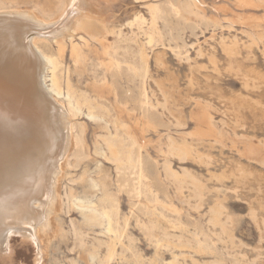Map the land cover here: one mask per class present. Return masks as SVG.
<instances>
[{
  "label": "rangeland",
  "instance_id": "rangeland-1",
  "mask_svg": "<svg viewBox=\"0 0 264 264\" xmlns=\"http://www.w3.org/2000/svg\"><path fill=\"white\" fill-rule=\"evenodd\" d=\"M31 1L34 0L16 2ZM45 1L42 2L48 5ZM74 1L68 0L65 7L70 15H67L68 23L65 20L60 25L62 35L79 33L70 27L77 18L87 17L99 26L106 22L117 32L123 31L125 37L137 35L139 42L147 41L133 21L138 13L148 17L145 3L154 0H80L82 4ZM197 5L204 10L203 14L217 20L214 23L217 26L211 23L207 29L201 17L194 18L198 25L196 32L191 34L187 29L183 33L188 43L186 55L177 56L170 49L163 50L160 44L154 50L148 49L150 78L146 90L158 107L164 126L155 129L141 120L138 113H122L115 108L117 101L108 83L110 73L101 64V59L106 58L102 44L85 33L93 43L89 48L84 47L85 61L76 66L71 44H67L59 72L63 87L69 81L74 90L85 93L114 119L125 115L137 139L147 140L150 155L159 162L167 191L157 193L148 184L143 194L129 197L118 190L115 165L99 153L98 139L102 140L100 137L106 131L81 115L76 126L85 137L87 151L70 157L71 164L57 188L87 196L84 199L88 201L98 194L90 177L102 175L103 189L118 207L120 239L113 231H101V226L89 219L92 213L77 208L73 201L61 210L54 206L57 212L52 213L56 202H50L54 195L50 192L48 198L36 202L40 208L34 219L52 237L54 228L61 227L48 254L44 251L43 256L40 249L43 243L40 240L48 235L31 236L29 230L14 231L9 237V248L5 251L0 247V264H264V164L254 153L259 147L264 152V0H198ZM23 12L27 13L26 19L31 16L35 19ZM241 13L245 14V20ZM64 14L57 21L64 20ZM234 38L238 40V51L231 47ZM168 39L165 30L167 43ZM45 48L57 53L56 46ZM155 53L161 56L157 58ZM207 113L208 119L211 114L218 122V128L210 125ZM169 137L176 147L189 149L190 156L185 158L170 151ZM71 145L68 137L65 146L70 149ZM169 165L178 172L177 177L171 175ZM213 209L220 210L218 222L213 220ZM71 221L84 231L78 238L72 233ZM149 226L154 229H146ZM112 243L115 255L110 259L108 246Z\"/></svg>",
  "mask_w": 264,
  "mask_h": 264
},
{
  "label": "bare ground",
  "instance_id": "bare-ground-1",
  "mask_svg": "<svg viewBox=\"0 0 264 264\" xmlns=\"http://www.w3.org/2000/svg\"><path fill=\"white\" fill-rule=\"evenodd\" d=\"M16 1L0 0V247L3 250L5 248V251L9 248V237L14 231L27 233L29 230L28 234L31 236L48 235L45 240H40L43 242L40 244L43 256L44 251L48 254L53 244L52 240L60 234L61 227L54 228L52 237V233L48 234L46 228H39L40 225L35 223L34 219L40 208L36 202L40 203L41 199L48 198L50 192L54 194L50 197V202L54 200L56 202L52 213L73 201L77 208L92 213L89 219L95 220L101 226V231H113L116 238L120 239L118 207L111 195L104 191L102 175L90 177L92 186L97 188L98 194L88 201L84 199L85 197L88 199L87 196H76L75 193L66 192V188L61 191L57 188L66 167L71 164L70 157L76 152L80 154L87 151L85 137L77 131V118L84 115L105 129L106 133L100 134L102 140L98 139L99 153L115 165L118 190L129 194V197L140 196L146 191L145 186L149 184L157 193L166 192L165 181L158 168L159 162L149 153L147 140L140 142L137 139L125 115L114 119L109 111L95 105L85 93L79 94L74 90L69 81L66 88L62 86L59 72L63 65L64 49L67 44H71L72 59L77 66L85 61L87 56L84 47L89 48L93 44L89 39L102 44L101 51L106 58L101 59V64L107 66L110 73L108 83L117 101L115 108L120 109L122 113L136 112L141 120H146L147 124L157 129L166 124L163 123L158 107L152 103L146 90L150 78L148 57L151 54L148 49L154 50V46L160 44L164 47L163 50L170 49L173 54L181 57L188 46L183 38L184 31L189 29L192 34L198 27L193 19L201 17V23L205 27L212 26L211 23L214 24L217 20L210 19L211 17L202 13L204 10L201 11L202 8L198 7V0H154L145 3L149 16L138 13L133 21L148 38L145 43H141L136 38L137 35L125 37L123 31L117 32L106 22L99 26L97 21L94 23L95 21L86 19L87 17H79L74 26L69 25L75 31H80L79 33L68 32L67 35H62L60 25L65 20L67 22L69 13L67 14L65 7L68 0L52 2L47 0L48 5L45 4V0V3L43 0H34L27 4ZM217 8L219 7L215 9ZM220 9L223 8L218 10ZM23 11L33 15L35 19H32V16L31 19H26L27 13L24 14ZM63 14L64 20L57 21ZM241 14L245 20V14ZM248 21L247 19L246 22ZM215 26L217 25L214 24ZM165 30L169 34V43L164 40ZM237 39L231 40V47L235 50ZM50 45L56 46V54L46 50L45 46ZM158 53H155L157 58L161 56ZM205 115L207 118L208 113ZM209 115L210 118L207 119L211 122L210 125L218 128V122L211 118V114ZM200 120L203 121L202 116ZM68 137H71L72 142L70 149L65 146ZM174 142L169 137L170 151H175L185 158L190 156L187 154L189 149L176 147ZM252 153L251 156L257 153L256 159L264 164V152L260 151V147L258 152ZM168 169L173 177L178 176V172L170 165ZM212 211L213 220L218 222L220 210ZM71 224L72 233L76 238L80 237V233L84 231L77 227L74 221H71ZM146 229H154V226ZM6 238L7 241L3 243ZM108 250L109 258H114V243L108 246Z\"/></svg>",
  "mask_w": 264,
  "mask_h": 264
}]
</instances>
